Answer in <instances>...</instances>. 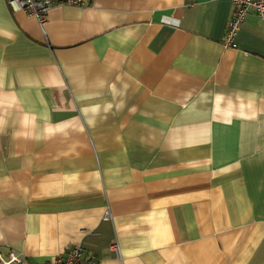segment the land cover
Masks as SVG:
<instances>
[{
	"label": "crops",
	"instance_id": "1",
	"mask_svg": "<svg viewBox=\"0 0 264 264\" xmlns=\"http://www.w3.org/2000/svg\"><path fill=\"white\" fill-rule=\"evenodd\" d=\"M235 9L91 0L42 30L0 0L3 256L264 264V21L226 46Z\"/></svg>",
	"mask_w": 264,
	"mask_h": 264
},
{
	"label": "built area",
	"instance_id": "2",
	"mask_svg": "<svg viewBox=\"0 0 264 264\" xmlns=\"http://www.w3.org/2000/svg\"><path fill=\"white\" fill-rule=\"evenodd\" d=\"M91 0H7L13 11H26L29 16L34 18L40 28L44 30L49 11L56 5H72L84 7ZM235 5V12L227 24L225 34V45L234 46V39L239 26L244 22L246 15L254 10L261 20L264 21V0H232ZM110 219L108 213L105 216ZM111 251L116 258L122 259L120 247L117 241L110 244ZM84 248L81 245H75L64 253L56 255L49 263L41 264H98L94 258L85 259L83 257ZM0 264H32L22 254L11 251L7 256L0 253Z\"/></svg>",
	"mask_w": 264,
	"mask_h": 264
}]
</instances>
